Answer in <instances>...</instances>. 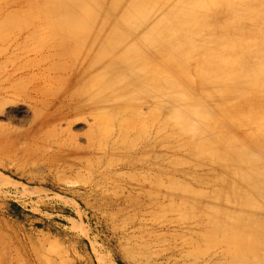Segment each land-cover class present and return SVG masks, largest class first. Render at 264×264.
<instances>
[{
	"label": "rangeland",
	"instance_id": "1",
	"mask_svg": "<svg viewBox=\"0 0 264 264\" xmlns=\"http://www.w3.org/2000/svg\"><path fill=\"white\" fill-rule=\"evenodd\" d=\"M157 1L148 7L169 2ZM141 3L124 11L119 0H0V71L20 68L13 81L22 80L0 102V264H174L169 248L177 249L179 264H189L219 247L236 252L263 241V224L248 221L244 229L238 221L242 214L264 217V187L253 198L232 181L240 177L235 156L246 158L245 172H264V0H204L190 23L180 11L166 17L172 48L148 61L158 64L163 82L158 111L148 101H111L109 111L84 112L62 125L73 143L49 131L59 103L52 94L74 87L66 59L48 56L57 30L68 28L69 16L83 17V30L117 39L112 57L121 61L139 30L131 23L142 22ZM176 21L183 24L174 30ZM139 47L149 55L153 38ZM115 69L137 81L126 63ZM45 78L50 104L38 119L33 103L41 94L31 89ZM169 87L175 110L189 115L198 107L207 117L195 140L169 122ZM211 206L220 211L221 235L214 220L195 226ZM195 249L197 261L187 253ZM251 258L222 264H252Z\"/></svg>",
	"mask_w": 264,
	"mask_h": 264
},
{
	"label": "bare ground",
	"instance_id": "2",
	"mask_svg": "<svg viewBox=\"0 0 264 264\" xmlns=\"http://www.w3.org/2000/svg\"><path fill=\"white\" fill-rule=\"evenodd\" d=\"M118 1V0H116ZM142 3L140 6L142 9L139 11H144L142 16V22L140 23L138 19H134L131 23V27L139 29L137 34H134L136 37L131 45H126L123 49V60L118 61L112 57V51L117 47L116 41L111 34H108L105 30H95L93 27L83 30L82 24L85 22L83 17L79 16H69L66 20V25L68 28H63L57 30L59 36L55 37L53 42L47 46L49 49H53V52H49L48 56H57L62 59H66L68 65L63 69L69 75L72 83L74 84L73 88H67L66 91L57 92L52 94L54 97L58 98L59 103L55 105L54 114L47 122V127L49 131L58 138L64 137L65 141L73 143L74 136L71 135L69 127H63V124H71L75 119H82L86 115L84 112L88 111L95 116V110H108L111 101L114 103H134L137 101L139 104L148 101L150 106L154 107L158 111L160 107V98L161 91L163 90V82L160 76V68L158 64L149 65L150 62H157L160 54L166 53L172 48V41L168 35V28L166 26L167 16L170 17L173 13H178L177 15H182L184 23H190L192 17L199 15L203 12L201 7L204 4V0H198L195 4H186V0H168L167 7L157 6L151 7L147 5L148 0H140ZM159 1V0H158ZM157 1V2H158ZM197 3V4H196ZM119 4H124L125 10L129 11V8L133 6L137 7L138 0H119ZM202 5V6H201ZM181 21H176L178 29L183 24ZM174 25V23H173ZM172 25V26H173ZM195 30H200L196 27ZM154 41L153 50L149 55H145V52L141 51L139 47V41L142 40L146 42L147 40ZM176 42L179 44V49H182L183 38L181 35L176 36ZM229 43V40L224 41ZM181 44V45H180ZM239 48H243V44L239 43ZM129 47V48H126ZM150 61V62H148ZM1 62V60H0ZM124 62L129 67V73L134 76L137 80L135 83L130 79L126 72L117 71L115 67L120 66V63ZM248 64V63H247ZM249 65V64H248ZM243 69L239 70L243 76H246L248 73ZM20 68H17L12 73L6 70L0 71V102H3L5 99V94H8L9 91L16 92L22 80H14L13 76H16L17 71ZM3 71V72H2ZM5 71V72H4ZM234 70L230 69L226 73L237 80V76L234 75ZM50 81L51 77H47ZM47 78L43 79V85H35L31 91H36L40 93L39 98L34 99L33 107L35 110V115L38 119H42L41 114L42 106L50 104L49 98L45 96L50 95L48 90L44 89L46 83L49 81ZM19 79H24L23 75ZM23 88V87H22ZM145 89L149 90L148 98L145 99ZM240 91L244 90L242 85L239 86ZM165 91L171 96L167 98L169 106L171 109H174L173 94L174 89L167 88ZM28 94V93H27ZM264 95V93H263ZM30 97V96H29ZM139 107V106H138ZM137 107L136 113L140 114ZM95 119V118H94ZM92 127V126H91ZM92 133L88 132L87 137L89 143H92ZM236 159L240 160L237 164L238 170L240 171V177L236 178L233 182L234 186L237 189H241L243 186L250 188L251 195L253 198L262 197L263 194L259 185L264 187V172H260L259 166L252 168V175L245 172L241 162L246 158L244 156H235ZM127 164V163H126ZM112 166V165H110ZM258 182V184L256 183ZM3 184L2 179L0 178V186ZM245 187V188H247ZM204 217H201L195 224L197 229L206 228L211 220H214V224L217 225L215 230L220 233L222 230V220L220 211L216 210L211 206L206 210ZM240 226L244 229L248 221L254 222L258 221L264 225V217H256L253 214H242L240 216ZM194 227L190 229L193 230ZM264 232V231H263ZM205 241V239H203ZM224 240H221L223 243ZM199 241L194 240L191 243V247L198 245ZM179 250V249H178ZM168 260H172L174 264H179L177 259V249L169 248L168 249ZM184 252V247L180 251V254ZM190 256L195 257V260H199L196 249L187 252ZM249 254L251 255L252 264H264V235L263 241L256 246H251L249 249L243 250L239 249L236 252L228 251L223 247H219L217 251L211 255L208 259L203 261L189 263V264H222L223 262L230 260L233 262L239 256ZM164 259V258H163ZM150 261V260H149Z\"/></svg>",
	"mask_w": 264,
	"mask_h": 264
},
{
	"label": "clouds",
	"instance_id": "3",
	"mask_svg": "<svg viewBox=\"0 0 264 264\" xmlns=\"http://www.w3.org/2000/svg\"><path fill=\"white\" fill-rule=\"evenodd\" d=\"M168 119L175 128L195 140L199 136L200 123L207 117L198 107H194L189 115H184L179 110L174 109L170 112Z\"/></svg>",
	"mask_w": 264,
	"mask_h": 264
}]
</instances>
